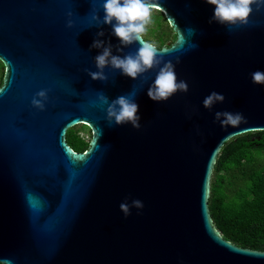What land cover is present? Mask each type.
I'll return each mask as SVG.
<instances>
[{
  "label": "water",
  "instance_id": "water-1",
  "mask_svg": "<svg viewBox=\"0 0 264 264\" xmlns=\"http://www.w3.org/2000/svg\"><path fill=\"white\" fill-rule=\"evenodd\" d=\"M152 2L175 34L156 46L160 66L171 60L189 86L161 102L147 95L159 67L136 79L106 67V81L84 71L98 70L94 39L121 57L140 46L96 26L103 0H0L1 264H264V250L225 239L207 207L220 147L264 130V85L251 78L264 71V8L253 5L247 25L229 27L209 23L215 6L205 0ZM42 89L43 110L31 103ZM212 91L225 100L207 109ZM101 92L109 102L132 94L141 127L110 124ZM217 111L246 119L221 127ZM76 124L91 132L83 151L66 141ZM133 199L144 207L126 217L119 205Z\"/></svg>",
  "mask_w": 264,
  "mask_h": 264
},
{
  "label": "clouds",
  "instance_id": "clouds-1",
  "mask_svg": "<svg viewBox=\"0 0 264 264\" xmlns=\"http://www.w3.org/2000/svg\"><path fill=\"white\" fill-rule=\"evenodd\" d=\"M206 3L214 5V14L209 19L211 24L213 21L226 26H241L249 23V17L253 12V5L257 11L264 8V0H205ZM102 9L104 11L103 19L100 18L98 12H94L92 19L97 22L96 26L102 24H109L112 26V34L119 38L120 44L127 46L133 42L139 43V48L135 53H127L123 57L112 54V45L108 43L105 46V41L94 39L90 48H102V52L94 57L97 71L85 69L88 75L93 80L106 81L108 79L104 72L106 67L119 70L121 74L138 78L143 73L151 69L159 67V71L153 83L148 87L147 95L150 99L156 102L167 101L176 92H188V83L184 80L177 79L175 72V65L171 60L163 62V55L157 47L144 39V34L147 25L151 21L152 11L156 7L152 0H103ZM69 17L72 12L67 13ZM115 21V23H113ZM73 20H67V27L71 28ZM187 31L194 34V29L189 28ZM104 32L101 30L97 36H103ZM184 38L181 37V44ZM196 47V45H192ZM117 51H123L122 48L117 47ZM179 63V57H177ZM252 82L254 84L264 85V71H254L251 73ZM4 90L0 89V93ZM100 101L107 104L106 119L111 124L114 120L116 125H123L131 123L132 127L139 129L141 127V117L138 115L139 105L135 102L131 95H121L109 102V99L102 92L98 94ZM39 97V98H37ZM48 99L47 90L42 89L38 91L33 97L31 103L33 106L43 110L45 108V101ZM225 96L216 91H212L203 100V106L211 109L217 102H223ZM242 113H232L229 111L215 112V120L220 122L221 127L236 126L245 121ZM132 207L142 209L144 204L139 199H133L131 204L122 202L119 205L120 210L127 217L131 214Z\"/></svg>",
  "mask_w": 264,
  "mask_h": 264
},
{
  "label": "trees",
  "instance_id": "trees-1",
  "mask_svg": "<svg viewBox=\"0 0 264 264\" xmlns=\"http://www.w3.org/2000/svg\"><path fill=\"white\" fill-rule=\"evenodd\" d=\"M154 18L157 26L161 20L167 21L160 10ZM167 40L160 33L156 46ZM3 73L0 61V84ZM84 128L89 129L80 124L66 131V141L75 151L89 145L91 132L88 139L80 135ZM207 207L212 224L225 239L264 250V130L234 135L220 147L212 167Z\"/></svg>",
  "mask_w": 264,
  "mask_h": 264
},
{
  "label": "rangeland",
  "instance_id": "rangeland-1",
  "mask_svg": "<svg viewBox=\"0 0 264 264\" xmlns=\"http://www.w3.org/2000/svg\"><path fill=\"white\" fill-rule=\"evenodd\" d=\"M158 12L157 9L154 8L151 15V21L147 25L146 32L144 34V39L153 43L156 46L157 39L160 33L163 34V37L167 38L166 44H169L174 41L175 34L174 31L169 27V23L167 21L161 20V23L159 26H157V21L154 18V15H156ZM2 69V68H1ZM80 124L74 125V127H79ZM80 135L83 136L85 139H88L90 137V130L88 128H84L82 131H80Z\"/></svg>",
  "mask_w": 264,
  "mask_h": 264
},
{
  "label": "flooded vegetation",
  "instance_id": "flooded-vegetation-1",
  "mask_svg": "<svg viewBox=\"0 0 264 264\" xmlns=\"http://www.w3.org/2000/svg\"><path fill=\"white\" fill-rule=\"evenodd\" d=\"M1 264V263H0Z\"/></svg>",
  "mask_w": 264,
  "mask_h": 264
}]
</instances>
